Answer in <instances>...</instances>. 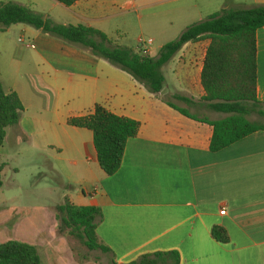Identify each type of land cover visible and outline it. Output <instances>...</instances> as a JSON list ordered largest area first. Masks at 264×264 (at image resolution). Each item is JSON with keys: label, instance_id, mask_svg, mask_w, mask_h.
I'll return each mask as SVG.
<instances>
[{"label": "crops", "instance_id": "1", "mask_svg": "<svg viewBox=\"0 0 264 264\" xmlns=\"http://www.w3.org/2000/svg\"><path fill=\"white\" fill-rule=\"evenodd\" d=\"M8 2L57 25L93 28L116 46L125 45L131 29L135 37L146 33L151 45L134 52L153 58L211 15L264 6V0H79L70 7L56 0ZM10 30L19 32L32 53L12 60L17 75L20 67L26 72L23 78L10 75L7 85L6 66H0L4 91L15 92L23 105L18 125L7 128L0 147V244L31 245L41 264H129L172 251L179 264H264V131L211 152L212 127L171 106L200 120L227 117L203 101L208 41L186 44L162 68L165 85L154 94L89 51L27 25L5 31ZM256 48V96L264 112V27L256 32ZM95 105L140 125L112 176L99 167L92 132L68 124L90 115ZM20 162L30 167L29 182H45L41 194L49 203L2 210L4 191L19 187ZM65 198L100 210L96 233L111 253L84 251L57 235L55 208ZM214 227L225 230L227 243L213 239Z\"/></svg>", "mask_w": 264, "mask_h": 264}, {"label": "trees", "instance_id": "2", "mask_svg": "<svg viewBox=\"0 0 264 264\" xmlns=\"http://www.w3.org/2000/svg\"><path fill=\"white\" fill-rule=\"evenodd\" d=\"M56 1L70 7L79 0ZM18 24L89 51L128 73L154 94L160 93L165 85L162 68L186 44L208 41L201 72L203 101L211 110L227 117L219 121L200 120L171 106L182 115L212 127L211 152H218L254 132L264 131L263 124L248 119L251 114L264 118L263 104L256 96V32L264 27V6L230 9L211 15L203 22L189 26L175 41L165 44L155 58L113 45L106 35L93 28L57 25L27 7L12 2L1 3L0 30L4 32ZM22 111L18 95L15 92L6 93L0 80V147L7 128L18 125ZM68 124L92 132L99 167L107 176L117 173L127 140L136 137L140 127L138 122L116 116L101 105H95L90 115L70 118ZM3 169L4 164L0 163V188ZM55 213L57 235L78 240L88 251L111 253L96 233L99 209L78 207L65 198L55 208ZM211 235L219 243L225 244L229 240L225 230L219 227H214ZM179 261V254L172 251L143 255L129 264H179ZM0 264H41V261L35 247L8 241L0 244Z\"/></svg>", "mask_w": 264, "mask_h": 264}, {"label": "rangeland", "instance_id": "3", "mask_svg": "<svg viewBox=\"0 0 264 264\" xmlns=\"http://www.w3.org/2000/svg\"><path fill=\"white\" fill-rule=\"evenodd\" d=\"M9 0H0L1 3H6ZM134 25H132L133 27ZM137 31V30H136ZM134 29H131V35L130 37L124 42L125 45H123L125 48H129L130 50L134 51L135 48H141L145 45L140 44L137 40L138 38H141L144 41L151 40L149 35L146 33L141 35H136ZM20 34L16 30H10L1 32L0 31V66L3 65L6 66V72L8 74L4 76V82L5 85L8 84L6 78H10V75L14 77V79L17 78H23L19 77L20 74L23 72H26L25 67H20L19 73L17 75V65L15 61L17 58L19 60L27 59L28 56L32 53V51L27 50L25 48V44H21L18 42V39L20 38ZM139 36V37H138ZM119 46V47H123ZM127 46V47H126ZM154 48H158V43H154ZM15 60V61H12ZM251 120L256 122H264L259 116L253 114L249 117ZM20 166L24 169L20 172L19 176V187H13L11 189L5 190V202L3 204L2 210H14V209H22L27 210V208H31L32 206H38L43 204H48L49 199L46 198L42 193V189L44 188L45 182L43 181H32L29 182V174L28 169L30 168L29 165H26L25 163L20 162ZM40 178V177H39ZM7 181V178H5V182ZM71 242L74 243L75 246H78L79 248H83L84 251H87L84 246H82L78 240L68 237Z\"/></svg>", "mask_w": 264, "mask_h": 264}, {"label": "built area", "instance_id": "4", "mask_svg": "<svg viewBox=\"0 0 264 264\" xmlns=\"http://www.w3.org/2000/svg\"><path fill=\"white\" fill-rule=\"evenodd\" d=\"M18 42H19V43H23L22 38H19V39H18ZM138 42H139L140 44H142V45H151L152 40L144 41V40H142V39H139ZM224 214H225V210L223 209V210L221 211V215H224Z\"/></svg>", "mask_w": 264, "mask_h": 264}]
</instances>
